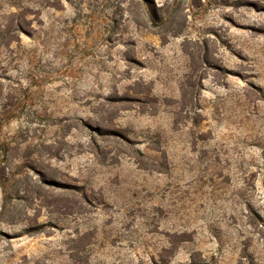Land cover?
<instances>
[{"label": "rangeland", "instance_id": "obj_1", "mask_svg": "<svg viewBox=\"0 0 264 264\" xmlns=\"http://www.w3.org/2000/svg\"><path fill=\"white\" fill-rule=\"evenodd\" d=\"M151 1L44 10L0 55V264H264V0Z\"/></svg>", "mask_w": 264, "mask_h": 264}, {"label": "trees", "instance_id": "obj_2", "mask_svg": "<svg viewBox=\"0 0 264 264\" xmlns=\"http://www.w3.org/2000/svg\"><path fill=\"white\" fill-rule=\"evenodd\" d=\"M83 1L86 0H0V55L5 56V59L8 60L7 64L10 65L12 62H14V60L11 58V55L14 54V48L12 45L15 44L18 46L17 49L21 48V37H30L31 34L35 33L33 24L40 18L42 11L48 9L58 11L62 10L64 3H67L75 8L76 5L82 4ZM135 1L137 3L136 8H138L140 16L148 17L150 23H152L153 2L151 0ZM115 17L116 16L114 13L104 17L106 27L108 28L107 34H109V36L105 39V42L108 44H112L111 35L118 25ZM6 80L10 81L9 78H6ZM10 85V88H15L17 86L21 87L19 80L16 84L11 83ZM12 98V92L10 90L5 96H2L0 89V129L7 122L20 117V112L13 104ZM96 132L99 136L106 135L99 129H97ZM10 151H12V149L5 145V148L2 151V157L5 162L6 156H8ZM34 167V164L29 165L25 162L24 169L26 171L36 173V168ZM5 169L6 166L4 169H2V171ZM44 171L41 170V174L36 173L38 179L37 183H39L40 186L42 185V187H55L54 180L47 178V174H45ZM6 181H8L7 178L0 175V183L4 184ZM57 187L61 189L64 188L62 186ZM32 200H36V197H33ZM248 209L252 210L250 207Z\"/></svg>", "mask_w": 264, "mask_h": 264}]
</instances>
